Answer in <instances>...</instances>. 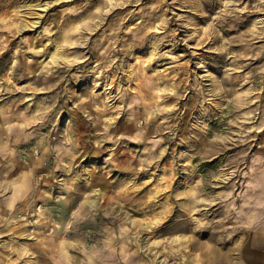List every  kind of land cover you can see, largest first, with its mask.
Returning <instances> with one entry per match:
<instances>
[{
    "label": "rangeland",
    "instance_id": "374dc122",
    "mask_svg": "<svg viewBox=\"0 0 264 264\" xmlns=\"http://www.w3.org/2000/svg\"><path fill=\"white\" fill-rule=\"evenodd\" d=\"M263 36L264 0H0V264H264Z\"/></svg>",
    "mask_w": 264,
    "mask_h": 264
},
{
    "label": "bare ground",
    "instance_id": "6f19581e",
    "mask_svg": "<svg viewBox=\"0 0 264 264\" xmlns=\"http://www.w3.org/2000/svg\"><path fill=\"white\" fill-rule=\"evenodd\" d=\"M262 6L263 5H258V7L260 9H262ZM54 59L55 58H53V60H52L53 62H54ZM244 102H245L244 100H241V103L239 105H241ZM166 113H169V112H166ZM176 210H177V208L174 207L167 212L168 213L167 214V218H168L167 220H164L161 223H158L156 225H152V226L150 225L149 227H150L151 231H153V230L155 231V230L159 229L160 227H162V225L164 223L169 221V218H170L169 215L173 211H176ZM218 225H221V221H218V222L216 221V222H211V223L209 222V224L202 223L200 226L198 225V226L193 227L192 231H194L196 234H201L202 231H206V230L209 231V230H211L210 228H214L215 226H218ZM188 227H189L188 223L184 220L180 225L173 224V225L169 226L165 230V233H171V232L176 231V230L186 231L188 229ZM252 233H253V237H255V238L257 236H260V235L264 236V228L262 229L261 232H259L256 228H254L252 230ZM92 238H90V239H92ZM212 241H213V243H212ZM218 242L221 244V246H223L226 242L224 236H221L218 240H215L214 234L212 233V231L210 232V237L208 238L207 242L203 243V244H200V243L196 244L197 242L194 239L188 238L187 243H188V246L190 248L194 249L196 246H197L196 248L202 247L201 256H199V258L198 257H195V258L183 257L180 261L176 262V264H217V263L222 262V259L217 254L218 248H216L214 246V244H216ZM147 246L148 245H144V247H147ZM151 248L156 249V251H154L155 256H156V254L160 253L158 258H161L162 255L164 254V258L161 260L162 264H167V262L164 261V260H166V258H170L172 256L173 257L172 259L175 261L179 256V255L175 254L174 252H172L171 250H167L166 253L163 252V249L160 250V247L158 246V242H152L151 245H149V248H146L145 250L150 251V250H152ZM257 248H258V245H257ZM257 248L254 244H250L249 251L241 253V257H242L241 259H244L245 263H247V262H250L252 264L258 263L260 259H258L257 255H256ZM141 249H142V246H141ZM204 256H206L205 259H203ZM228 259H230V258L225 257L223 262H225V263L228 262ZM151 263L157 264V261L153 258V259H151Z\"/></svg>",
    "mask_w": 264,
    "mask_h": 264
}]
</instances>
